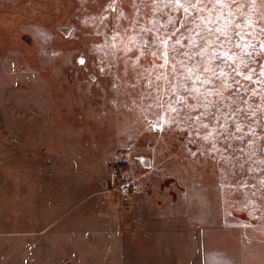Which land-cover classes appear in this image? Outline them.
Listing matches in <instances>:
<instances>
[{
    "label": "rangeland",
    "instance_id": "374dc122",
    "mask_svg": "<svg viewBox=\"0 0 264 264\" xmlns=\"http://www.w3.org/2000/svg\"><path fill=\"white\" fill-rule=\"evenodd\" d=\"M202 246H264V0H0V264Z\"/></svg>",
    "mask_w": 264,
    "mask_h": 264
},
{
    "label": "crops",
    "instance_id": "0c3cea01",
    "mask_svg": "<svg viewBox=\"0 0 264 264\" xmlns=\"http://www.w3.org/2000/svg\"><path fill=\"white\" fill-rule=\"evenodd\" d=\"M185 264H264V246H202L197 249L194 262Z\"/></svg>",
    "mask_w": 264,
    "mask_h": 264
},
{
    "label": "snow or ice",
    "instance_id": "6c2138e0",
    "mask_svg": "<svg viewBox=\"0 0 264 264\" xmlns=\"http://www.w3.org/2000/svg\"><path fill=\"white\" fill-rule=\"evenodd\" d=\"M176 2L179 3V0H176ZM201 2H202V0H196V3H201ZM216 2L219 3L220 0H216ZM234 2H235V0H234ZM254 2H255V0H253V3H254ZM193 7H195V5H193ZM185 11H187V9H185ZM177 43H179V41H177ZM79 62H80L81 64H83V63H84V60L81 59Z\"/></svg>",
    "mask_w": 264,
    "mask_h": 264
},
{
    "label": "built area",
    "instance_id": "2783aa9c",
    "mask_svg": "<svg viewBox=\"0 0 264 264\" xmlns=\"http://www.w3.org/2000/svg\"><path fill=\"white\" fill-rule=\"evenodd\" d=\"M126 187H128L127 184H122V185H120V189H122L123 191L126 189ZM124 188H125V189H124Z\"/></svg>",
    "mask_w": 264,
    "mask_h": 264
}]
</instances>
